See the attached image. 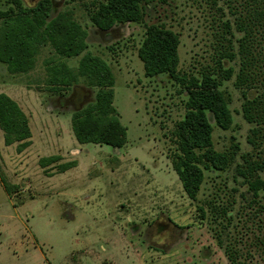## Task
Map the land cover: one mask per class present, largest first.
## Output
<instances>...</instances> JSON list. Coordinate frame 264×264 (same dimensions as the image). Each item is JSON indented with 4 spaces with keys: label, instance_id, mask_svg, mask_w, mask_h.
Returning <instances> with one entry per match:
<instances>
[{
    "label": "rangeland",
    "instance_id": "374dc122",
    "mask_svg": "<svg viewBox=\"0 0 264 264\" xmlns=\"http://www.w3.org/2000/svg\"><path fill=\"white\" fill-rule=\"evenodd\" d=\"M38 1L21 0L26 8ZM50 1L51 18L71 12L86 29L87 52L110 68L115 81L113 104L126 128V145L119 150L83 146L84 161L61 177L72 183L62 195L53 192L51 199L36 196L30 200L37 192L29 191L28 185L43 179L39 174L35 173L34 179H20L16 177L19 170L8 165V182L0 164V175L17 207L14 214L0 189V209L8 214L0 220V264H139L140 260L142 264H232L228 254L233 256V264H264V251L256 238L263 217L258 205L251 202L243 179L235 174V165L242 164L243 155L253 154L252 159L260 160L264 154L257 152L261 148L251 149L246 141L251 126L242 119L243 101L233 79L221 87L232 116L230 128L223 131L210 118L214 151L233 154V160L223 171L204 170L196 200L190 201L170 164L175 153L172 132L184 114L185 92L167 75L145 78L137 57L145 25L150 24L163 25L178 35L177 69L181 74L215 69L220 52H231L229 41L235 54L236 41L242 38L237 30L241 25L248 26L252 54H264V23L252 18L254 2L153 3L144 11L142 22L101 32L91 26L88 14L104 0ZM10 6L14 7L8 0H0V11ZM78 59L65 62L76 71ZM61 61L45 45L26 74H10L0 63V94L19 100L16 102L26 111L42 105L44 109L75 112L93 103L95 90L85 86L82 78L67 90L48 91V69ZM236 62L222 60L225 68L235 70ZM256 93L251 90L247 95ZM12 151L8 155L11 165ZM64 163L58 161L52 170ZM258 174L264 177V170ZM57 199L67 206L56 205ZM198 208L204 210V218ZM120 232H126L129 240L136 237L133 254L115 255L123 242L114 233ZM143 249L146 254L140 256Z\"/></svg>",
    "mask_w": 264,
    "mask_h": 264
},
{
    "label": "trees",
    "instance_id": "16d2710c",
    "mask_svg": "<svg viewBox=\"0 0 264 264\" xmlns=\"http://www.w3.org/2000/svg\"><path fill=\"white\" fill-rule=\"evenodd\" d=\"M14 7L0 11V63L8 73L26 74L35 64L41 48L49 45L62 61L48 69V91L58 93L72 87L79 78L85 86L95 90L94 102L71 115V129L78 144H92L121 149L126 145V128L121 124L114 106V77L108 65L100 57L87 52V32L72 16L63 12L51 18L50 0H39L34 7L26 8L21 0H8ZM169 0H104L89 12L91 26L101 32L110 31L119 25L142 22L144 11L151 4L165 5ZM254 2L253 20L264 23V0ZM247 16H249L247 14ZM252 22L251 18L248 19ZM264 26V25H263ZM227 27V25H226ZM248 26L237 30L242 38L237 39L236 53L228 42L231 52H220L215 69L201 70L196 74H181L178 66L179 37L163 25H145L144 34L137 49L145 78L167 75L185 92L184 114L172 132L175 150L171 169L176 174L182 191L190 201H195L204 179V170L223 171L234 155L214 151L212 126L226 131L232 124L231 112L221 90L222 83L233 79V87L242 98L241 116L251 126L247 143L251 149L261 148L264 154V54L253 55L248 45ZM76 71L65 61L77 58ZM237 60L235 70L224 67L222 60ZM51 88V89H50ZM255 90V96L247 92ZM0 130L6 146L17 144V152L29 146L28 118L7 95L0 94ZM237 149V146H234ZM253 154L242 156V164L235 165V174L243 179L251 202L258 205L262 225L256 237L264 251V158L252 159ZM60 161L59 157L42 158L38 165L43 168ZM75 166V162L57 167L61 173ZM4 183V182H3ZM7 184L4 187L9 194ZM201 218L204 210L198 208ZM233 261L232 255H227Z\"/></svg>",
    "mask_w": 264,
    "mask_h": 264
},
{
    "label": "crops",
    "instance_id": "0c3cea01",
    "mask_svg": "<svg viewBox=\"0 0 264 264\" xmlns=\"http://www.w3.org/2000/svg\"><path fill=\"white\" fill-rule=\"evenodd\" d=\"M12 100L14 102L16 101L19 102V100L16 99L15 100L12 99ZM16 104L28 118V127L31 136L28 141L29 146L25 148L23 151L17 152V144H12L9 146H6L4 144L3 132L0 130V164L5 169L4 172L6 173V179H8L7 175L9 176L11 172L8 168L7 169L9 170V173L6 170V167H8L9 165L10 166L9 168L13 167L19 170L20 173L16 175L17 178L19 177L21 179V178L31 177V179H34L33 176L35 173L37 175L39 174L40 178H43L40 179L37 184L33 183L32 185H28V187L30 188L29 191L35 190L37 192L36 195L32 194L30 200H33L34 197L36 196L49 197V199H51V194L53 192L57 193L56 195L58 194L62 195V193L65 190H67L69 184L72 183V180H68L67 178L63 179L61 177L65 176L66 174H69L71 171L77 170L80 161H84L85 158V154L82 153L83 146L87 145V144H78L74 138L71 129V115L73 112H69V111L62 112L60 110H53L50 108L44 109V106L42 105H36L32 110L26 111L17 102ZM88 145L96 146L100 148V146L98 145H92V144H88ZM10 149H12L13 150L12 152H14L13 160L11 161L12 165L11 163H9L10 160H8L9 159L8 155H10L9 153ZM49 157H59L60 162L63 163L64 162L68 163L71 161L75 162V166L61 173L57 172L56 170H52V168H54L56 163L41 168L38 165V161L42 158H49ZM32 168L34 170H32ZM47 170H51V171H47ZM76 175L79 176V173H77ZM83 175L84 172L81 173V176ZM7 181L9 182V179ZM13 184H15V181L13 182ZM0 189L5 195V198H7V200L9 201L13 213L16 214L17 207L14 203H12L13 202L12 198L9 196L10 194L7 193L4 187V183L1 175H0ZM85 200L86 202L88 201V199ZM54 203L56 205H59V207L62 206V208H64V206H67L65 201L62 202L58 199L55 200ZM7 216L8 214L6 209H0V220L3 217L7 218ZM120 233L121 234L114 233V237L118 238L120 241L123 242L121 248L115 255L133 254L134 253L133 242L134 239H136V237H133L132 239L129 240L128 236L126 235V232H120ZM140 234L141 233H139V235ZM21 254L27 256L29 253H26V251L25 253L21 251ZM145 254H146V249H143L141 250L139 255L144 256ZM111 264H116V261L111 262ZM139 264H142L141 260Z\"/></svg>",
    "mask_w": 264,
    "mask_h": 264
},
{
    "label": "flooded vegetation",
    "instance_id": "af4514ba",
    "mask_svg": "<svg viewBox=\"0 0 264 264\" xmlns=\"http://www.w3.org/2000/svg\"><path fill=\"white\" fill-rule=\"evenodd\" d=\"M113 29V28H112ZM94 102V101H93ZM78 111V110H75V112ZM74 113V112H73Z\"/></svg>",
    "mask_w": 264,
    "mask_h": 264
}]
</instances>
